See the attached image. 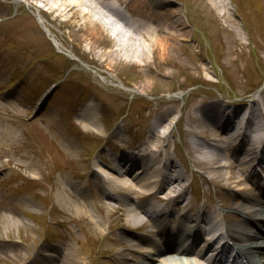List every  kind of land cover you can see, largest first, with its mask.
I'll return each instance as SVG.
<instances>
[{"label":"rangeland","instance_id":"obj_1","mask_svg":"<svg viewBox=\"0 0 264 264\" xmlns=\"http://www.w3.org/2000/svg\"><path fill=\"white\" fill-rule=\"evenodd\" d=\"M126 1L154 21L150 51L142 42L116 50L103 29L99 45H92L86 17L72 10L57 15L39 0H0L6 17L2 3L13 13L26 10L7 18V30L0 28V264H133L120 259L118 244L126 242L121 235L141 237V229L120 227L119 217L128 212L117 209L124 208L117 200L129 197L107 196L105 179L89 167L93 157L109 163L106 155L127 157L147 140L159 143L179 169L181 154L187 169L207 178L204 168L217 164L198 153L189 157L190 138L181 129L191 124L194 109L213 104L215 113L241 108L252 110V123L264 118V0ZM37 14L63 51L79 56L87 69L56 51L32 17ZM66 73L45 110L29 119L42 89ZM162 111L167 116L157 120ZM178 115L179 131L172 124L162 142L158 128ZM82 121L94 122L100 136L81 129ZM146 201L154 203L140 199Z\"/></svg>","mask_w":264,"mask_h":264},{"label":"bare ground","instance_id":"obj_2","mask_svg":"<svg viewBox=\"0 0 264 264\" xmlns=\"http://www.w3.org/2000/svg\"><path fill=\"white\" fill-rule=\"evenodd\" d=\"M40 2H43L46 4V6L49 8V10H52L53 12H56L57 15H62L65 11L70 12L71 10L74 12L75 15H78L79 13H83L84 15L86 14L85 10H87L88 8L92 6L94 7H99L100 5H103V3H105V6L103 7H109L110 6V2L109 0H56V3L53 0H39ZM219 2H224L225 0H218ZM88 16V15H85ZM85 28L87 30V37H88V41L92 44V45H99L100 41H101V37L99 36L100 33V27L96 25L95 22H92L90 18L86 19L85 22ZM112 33H116V35H118V37L120 38V32L118 31V28H113L111 29ZM150 32L145 31V35H149ZM152 33H150L151 35ZM125 40H121L123 39L121 37V39H118V44L119 47H117L116 50H118L119 48L123 47V44H121L122 42L125 41H129L132 40L133 38L131 37H125ZM142 38H145L144 34L142 33ZM145 40H147L145 38ZM144 45L147 47V44L144 43ZM147 50H150V48H147ZM143 51V56L146 54V52ZM251 110V109H250ZM167 112H161L159 113V115L157 116V120L161 119L163 116L166 115ZM231 112H228V114ZM201 116H197V117H192L193 121H197L200 120L201 118L203 119V116L205 115V113H201ZM172 121H166V125L170 126ZM84 125H88V123H85ZM247 125H249V122L247 123ZM93 128H89L90 130H92L95 133H98L97 131H99V128L92 126ZM245 138H243L241 141H239L238 144L237 140H238V136L237 138L234 139L233 144H235V146H238L236 149H232L230 151L231 155H234L235 158L233 160V162L235 163H228V161L226 162V168L229 170V184L228 186H225L223 184H220V192H225L227 190V188L231 189L235 184H238L240 182V178L238 177L239 175L241 176L242 174H246V176L248 177V181H250L251 179L254 181V175H256V173L251 169V164L255 161L256 157H257V151L258 150H254L252 147H246V146H251L253 144H255V142H257V148L258 146L261 144V141H256L255 136L248 138L247 136L244 135ZM214 139H222L226 140L227 138L223 137V138H219L216 137ZM197 147V148H196ZM203 145L199 144V145H192V149H197V151H201ZM239 149V150H238ZM237 150V152H236ZM238 153H241V156H238ZM137 154V153H136ZM154 154L158 155L159 153L154 152ZM251 155H253V160L251 161ZM139 156H142V153L138 154V157L134 154H132V156L128 157H121L119 158V166L122 170H118V168L116 166H111L108 170V172L106 171V168H103V166L97 165V169H93L95 171H97L99 174L103 175V178L105 179V184L103 183L102 187L105 191V193L107 194L108 197L115 198L117 196V194L119 193V191H117L116 189L118 188H123L126 191H133V187H139L142 188V190H147V192H145L147 195L149 194H153L155 196V198H159L161 199V201L165 200L167 202H172L174 200H178L182 198L183 195V191H184V186L180 184V180H181V173L179 171H177V169L175 168L174 165L168 164L165 168H166V172L162 171L160 169V167L158 169L155 170L151 168V170H149L147 168V165L145 164V166L143 167L142 164H140V162L143 159H140ZM233 156V157H234ZM148 158H151V155L148 156ZM164 158L166 159V162L169 163L170 161V156L168 155H164ZM199 159V158H198ZM214 159H217V157H214ZM198 161V160H197ZM135 162V164H134ZM129 163V164H128ZM93 165H95L94 162H92ZM134 164V165H133ZM95 165V166H96ZM123 165V167H122ZM150 165V164H148ZM222 167V166H221ZM142 168H143V172H142ZM232 168H238L241 172L238 174V176L231 171ZM141 169V171H140ZM133 171H137V175L133 176ZM138 171H140V173L142 174H146L147 177L143 180H138L135 182V184L133 183L134 180L138 179ZM216 172H220L221 174L219 175V177L221 175H223V172L218 170H215ZM208 176H215L216 173L210 168L207 170ZM112 175V176H110ZM153 177H155V180L153 181L154 183H152L151 181L153 180ZM159 177V178H158ZM132 178V179H131ZM130 180L131 184L127 183V181ZM159 180V182H158ZM154 184L152 188H150V185ZM164 189L163 192L160 194V190ZM136 190V189H134ZM259 193L261 195L264 194V188H260ZM171 194H175L174 196ZM233 200L235 202H239L238 205L233 206V210H235L237 212V214L239 216H242L245 219V224L248 225L250 223L249 219L253 218L255 219V221H260V223L258 224V229H256L257 233L254 232V234L249 233L245 228H235V227H229L227 229H225L224 231H220L219 229L213 227V226H208L207 228L201 227V237L203 236L204 242H202L201 244H199V247L195 250H198L199 252L202 253V257H203V261L200 262L198 261V264H209V262L211 261V259L214 257V252L217 251V258L220 259L223 252L220 254V248L222 246H226L227 244H220V241L217 243V245H213L214 241L218 238L225 240V239H229L233 241V246H228V249L232 250L235 252L236 254V258L239 260H243L245 262V264H262L260 260L263 259L264 261V208H262V206H252L250 204H248L249 201H251V197L246 194L245 190H239V191H233ZM185 200V204L183 206V212L181 213L180 216H178V218H180L181 216L188 219L191 222V225H185L184 229H183V234L185 235H189L191 233H194V224L196 225L198 223V221L201 219L200 215L201 213L206 211V208H203L202 211L198 209L197 212H192L191 211V205L192 202L189 199H184ZM244 201H247L246 203ZM158 213L155 217H161L163 216L166 212H169L170 210L167 208H162V207H157ZM176 219V223L177 220ZM121 221L123 222V224L129 226V227H135L136 225H144L145 221L142 220V218L138 215H133L130 217H123L121 218ZM178 227L174 229V226H171L170 229L166 228L165 225H162V230L164 232H166L168 235L172 234V233H176V231L179 232L181 230V225H182V221L178 220ZM176 227V226H175ZM260 234L261 238H258V235ZM218 235V236H217ZM140 241L139 243H146V244H150V240L149 239H143V240H138ZM247 241H250L251 243H248ZM222 245V246H221ZM258 246V249L256 251H252L251 246ZM221 246V247H220ZM148 246L145 244H138L136 245L135 242H130L129 246L127 247V250L129 252V254L131 253H143L144 255V251L146 250ZM212 248L210 254L204 253L203 248ZM141 249V250H138ZM145 249V250H144ZM185 251H190L189 249H185ZM214 251V252H213ZM151 253L153 256H157V251L156 250H151ZM159 254H165L164 252H159ZM142 255V254H141ZM162 256V255H160ZM207 256V257H206ZM182 259H186V257H182ZM189 260H184L181 261L178 258L175 260H163L160 259V263L161 264H190L191 261H195L196 258H188ZM151 261L154 262V260L152 259ZM157 261V260H156ZM155 261V262H156ZM206 262V263H205ZM136 264H138V261L136 262ZM145 264H150V263H145Z\"/></svg>","mask_w":264,"mask_h":264}]
</instances>
